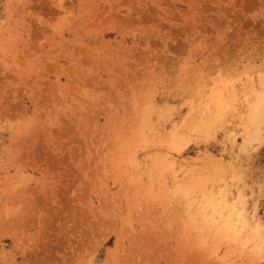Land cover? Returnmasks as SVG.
<instances>
[{
  "label": "rangeland",
  "instance_id": "374dc122",
  "mask_svg": "<svg viewBox=\"0 0 264 264\" xmlns=\"http://www.w3.org/2000/svg\"><path fill=\"white\" fill-rule=\"evenodd\" d=\"M0 264H264V0H0Z\"/></svg>",
  "mask_w": 264,
  "mask_h": 264
},
{
  "label": "bare ground",
  "instance_id": "6f19581e",
  "mask_svg": "<svg viewBox=\"0 0 264 264\" xmlns=\"http://www.w3.org/2000/svg\"><path fill=\"white\" fill-rule=\"evenodd\" d=\"M194 111H196V113H198V112H197L198 110H194ZM196 113H195V114H196ZM192 115H193V114H192ZM192 115H191V116H192ZM188 118H189V117H188ZM190 119H191V118H190ZM193 119H194V118H193ZM187 121H188V119H187ZM190 121H191V120H190ZM192 122H193V121H192ZM185 123H188V122H185ZM189 123H190V122H189ZM192 124H193V123H192ZM188 126H189V125H188ZM191 126H192V125H191ZM189 127H190V126H189ZM221 201H222V200H221ZM220 204H222V203L220 202ZM228 215H229V214H228ZM204 216H205V215H204ZM201 217H202V215H201ZM205 217H206V216H205ZM241 217H243V219L245 218L243 214L241 215ZM227 218H228V216L225 217L226 220H227ZM202 220H203V217H202ZM227 221H228V224H229V222L231 223L230 220H227ZM228 224H227V225H228ZM231 226H234V224L231 225ZM229 229H231V228H229Z\"/></svg>",
  "mask_w": 264,
  "mask_h": 264
}]
</instances>
